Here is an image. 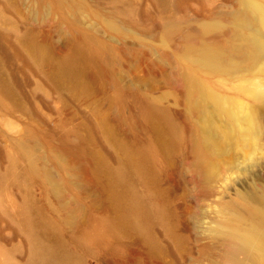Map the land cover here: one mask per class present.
<instances>
[{"label":"rangeland","instance_id":"374dc122","mask_svg":"<svg viewBox=\"0 0 264 264\" xmlns=\"http://www.w3.org/2000/svg\"><path fill=\"white\" fill-rule=\"evenodd\" d=\"M263 4L0 0V264H228L225 204L264 192V154L250 142L205 191L187 186L197 124L158 60L179 52L188 32L222 22L229 61L242 68L213 80L237 103L229 86L264 63V46L256 63L238 51L246 35L262 43ZM103 56L109 68L89 75ZM125 90L165 108L182 134L138 119L137 100L120 99ZM63 157L80 168L83 194L59 185ZM75 203L88 212L76 227L61 220Z\"/></svg>","mask_w":264,"mask_h":264},{"label":"bare ground","instance_id":"6f19581e","mask_svg":"<svg viewBox=\"0 0 264 264\" xmlns=\"http://www.w3.org/2000/svg\"><path fill=\"white\" fill-rule=\"evenodd\" d=\"M262 7L264 10V4ZM243 20H246V16ZM259 21L264 28V12L260 13ZM220 24L212 22L200 31L188 32L183 37L179 52L177 50L171 56L163 55L158 60L162 64L170 65L167 74L172 87L170 93L184 97L187 113L196 120L197 125L189 132L193 152L191 160L186 164L185 182L198 193L205 191L212 178L225 176L230 161L246 155L248 143L252 142L262 150L261 154H264V63L263 67L255 69L252 76L243 75L229 86L236 92L237 103H234L233 98L219 94L213 76L234 73L241 65L229 61L222 38L224 31ZM211 30L218 31V35L206 37V33ZM258 38L256 40L255 37L247 35L242 37V46L238 48L246 58H242V61L256 63L262 59L264 36L262 43ZM110 63L111 59L107 56L92 60L90 64H93L95 69L89 75L103 74ZM243 67H246V64ZM119 96L125 101L137 100L140 107V110H137L138 119L155 118L173 127L177 134H182L183 129L176 124L174 116L154 101L138 98L134 90H125ZM172 136L176 137L175 134ZM61 161L68 178L60 176L59 185L72 183L80 194H83L86 182L79 172L80 168L65 157L61 158ZM53 190L58 195L55 187ZM62 192L64 194L63 190ZM63 194L61 197H64ZM242 197L244 204L241 207L231 202L225 204L227 213L223 225L227 230L225 259L228 264H242L243 261L252 260L256 262L264 258V192L258 195L242 194ZM85 209L86 206L75 203L67 207L64 215H61V220L76 227L88 218ZM240 255L243 258H240Z\"/></svg>","mask_w":264,"mask_h":264}]
</instances>
